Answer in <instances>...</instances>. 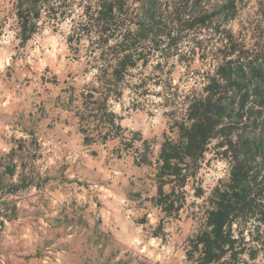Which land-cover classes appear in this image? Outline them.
I'll list each match as a JSON object with an SVG mask.
<instances>
[{"label":"rangeland","instance_id":"374dc122","mask_svg":"<svg viewBox=\"0 0 264 264\" xmlns=\"http://www.w3.org/2000/svg\"><path fill=\"white\" fill-rule=\"evenodd\" d=\"M94 2L42 12L22 42L17 0H0V172L14 169L0 187V264H195L189 238L204 224L212 189L228 179L225 147L211 141L196 176L175 190L180 209L167 214L152 201L160 144L174 136L182 100L207 84L225 42L264 63V0H235L232 19L222 13L183 28L162 52L146 47L144 62L118 82L121 95L111 90L116 136L85 117L89 95L105 89L99 56L109 53L87 19ZM104 133L113 136L103 141ZM11 183L21 188L9 192ZM241 236V264H264V250Z\"/></svg>","mask_w":264,"mask_h":264},{"label":"trees","instance_id":"16d2710c","mask_svg":"<svg viewBox=\"0 0 264 264\" xmlns=\"http://www.w3.org/2000/svg\"><path fill=\"white\" fill-rule=\"evenodd\" d=\"M207 1L139 0L132 7L129 0H95L87 19L101 38L102 50L109 53L99 56L107 64L98 68L99 83L105 89L98 96L89 95L87 121L105 124L107 132L112 129L118 135L122 129L119 117L108 104L111 90L121 95L118 82L138 61L144 62V49L152 46L155 52H162L175 43L183 28L207 26L222 13H226L225 20L234 17L235 0ZM64 3L17 0L21 41L26 42L37 30L42 12L54 11ZM224 45L230 48L218 58L207 84L182 100L183 114L171 126L175 134L165 135L157 157V193L152 201L171 214L181 207V202L173 206L175 190L196 176L211 141L221 138L219 146L225 147L228 179L212 189L204 224L189 238L192 247L187 256L195 264L246 262L241 257L248 248L242 246L243 236L239 237L244 231L264 250V63L229 43ZM112 136L104 133L101 140ZM143 161L151 163L147 155ZM4 174L13 175L14 169L6 166L0 172V187ZM8 187L9 192L21 188L13 183ZM253 223L256 229H252ZM249 252L252 259L258 255L255 250Z\"/></svg>","mask_w":264,"mask_h":264}]
</instances>
